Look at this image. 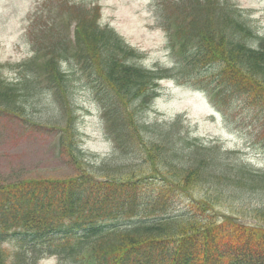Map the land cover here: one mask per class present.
<instances>
[{"label": "trees", "instance_id": "1", "mask_svg": "<svg viewBox=\"0 0 264 264\" xmlns=\"http://www.w3.org/2000/svg\"><path fill=\"white\" fill-rule=\"evenodd\" d=\"M162 8L173 70L134 63L143 54L101 23L97 3L48 0L31 15L33 54L15 65L19 82L0 72V112L35 126L24 111L41 78L64 119L49 125L57 152L74 171L0 179V264H264V224L217 207L230 211L231 200L264 196V170L239 151L193 137L181 116L142 117L159 81L181 74L218 109L245 111L264 144V36L230 0H165ZM62 62L76 66L98 95L110 156L91 160L76 142ZM204 186L202 195L192 190ZM257 208L254 222L264 215Z\"/></svg>", "mask_w": 264, "mask_h": 264}, {"label": "rangeland", "instance_id": "2", "mask_svg": "<svg viewBox=\"0 0 264 264\" xmlns=\"http://www.w3.org/2000/svg\"><path fill=\"white\" fill-rule=\"evenodd\" d=\"M71 1L97 3L101 23L112 28L125 43L143 54L142 59L134 63L148 68L157 66L173 70L177 67L162 8L165 0ZM230 2L249 18L255 31L264 36V0ZM46 3L48 0H0V72L9 81L19 82L21 75L15 65L33 54L29 34L31 15L37 6L43 7ZM72 29V25L67 29L70 38ZM61 67L70 74L69 93L75 108L74 125L78 131L76 142L91 160L110 156L114 143L109 139L98 95L76 66L62 62ZM178 76L183 80L172 77L159 81L157 96L143 109L142 117L147 121L164 122L181 116L193 137L204 143L217 142L226 149L239 151L246 162L264 170V144L243 120L245 111L239 113L238 108L234 110L233 107L218 109L207 93L193 88L184 75ZM34 83V93L27 97L30 105L25 109L24 116L35 121V126L26 127L19 118L0 112V179L20 176L57 178L70 176L74 171L65 163L64 155L61 157L58 154L56 136L49 127L64 123L58 111L54 110L58 107L54 96L41 78L35 77ZM39 97L43 101L38 102ZM205 188L207 186L201 192L197 188L192 190L202 195L204 191L207 192ZM249 201L250 204L231 200V212L225 203L217 207L224 214L246 215V223L264 224V215L258 217L256 222L252 217L257 206L264 210V196L253 194ZM178 203L181 205V202ZM41 262L57 264L54 258Z\"/></svg>", "mask_w": 264, "mask_h": 264}]
</instances>
